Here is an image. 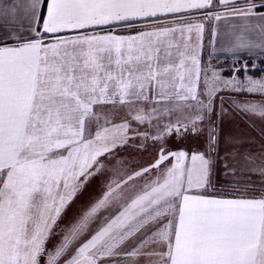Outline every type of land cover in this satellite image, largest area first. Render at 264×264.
<instances>
[{
  "label": "snow or ice",
  "instance_id": "1",
  "mask_svg": "<svg viewBox=\"0 0 264 264\" xmlns=\"http://www.w3.org/2000/svg\"><path fill=\"white\" fill-rule=\"evenodd\" d=\"M221 20L223 51L264 56V0H0V264H264V156L257 194L209 191L219 77L201 89L198 50ZM246 82L223 83L264 94ZM205 120L204 150L184 147ZM149 141V160L121 157Z\"/></svg>",
  "mask_w": 264,
  "mask_h": 264
},
{
  "label": "rangeland",
  "instance_id": "2",
  "mask_svg": "<svg viewBox=\"0 0 264 264\" xmlns=\"http://www.w3.org/2000/svg\"><path fill=\"white\" fill-rule=\"evenodd\" d=\"M264 61L263 60H227V61H211L205 62L202 71V76L200 78V86L202 89L205 77H211L212 73L218 74L219 77V90L216 92L213 98V120L218 131V144L216 145V150L211 154V158L214 161L213 165V178H212V188L209 191H214L222 195H240L241 193H254L257 194L259 188H238L230 187L225 188L224 184L228 185H248L242 180L243 170L252 169L255 164L259 163V160L264 156V141L253 140L251 146L249 145L250 154L245 151L238 150V152H230L228 148L232 142L226 141V135L230 137L232 134L239 135L240 138H245L246 135L250 133L260 132L264 136V119H261L258 115L249 114L239 111L235 106L237 104H243L245 102L261 103L264 101V94H260L258 97L254 96V92H248L246 90L240 91L236 90L239 85H229L224 86V81H231L233 77L237 80L244 82L246 85V77H252L255 80H260L264 78ZM246 64V71H245ZM240 69V71H237ZM252 103V102H251ZM152 105L148 104L147 108H151ZM177 114H172L170 116H164L163 122H168L169 120H175ZM124 112L119 108L117 109L116 116L113 117L115 123H121ZM155 123V121H153ZM133 126H137L133 122ZM201 127L203 128V135L199 138L194 136H188L186 140L182 141L184 147L187 149L197 148V150H204V141L207 137L208 132V121L205 120ZM141 130L148 128L147 123L144 125H139ZM154 132V129H149ZM237 144L238 149L246 148L247 142H233L235 146ZM246 146V147H243ZM152 146L151 141L144 149L129 148L124 152H121V157L128 159L132 166L134 167L137 163H143L151 158ZM245 157L248 158V163H245ZM227 165V167H226ZM253 172V171H252ZM255 176L260 177L258 172L252 173ZM137 184H142L143 180L139 179L136 181ZM251 184H261V182H252ZM99 192V181H94L93 186L88 192L81 198H79L74 204L69 212L67 213L65 219L61 222L65 224L72 217L79 206L86 203L90 196L97 195ZM133 259L135 264H149L147 257H137V258H120V264H133Z\"/></svg>",
  "mask_w": 264,
  "mask_h": 264
},
{
  "label": "crops",
  "instance_id": "3",
  "mask_svg": "<svg viewBox=\"0 0 264 264\" xmlns=\"http://www.w3.org/2000/svg\"><path fill=\"white\" fill-rule=\"evenodd\" d=\"M244 0H238V4L240 6L243 5ZM197 18L198 19H202V15L197 14ZM161 20H165L168 23V26H176L178 24H183V23H188L189 21H181L179 20L177 17L173 16V15H168V16H162L160 17ZM236 18L234 17H230L229 21H234ZM206 27H205V32L203 34V39L199 42L200 43V48L198 50V59H199V67H200V78L202 76V71L204 68V64L205 62H211V61H216V60H220V61H227V60H263L264 56H260V55H248L246 52H242L239 55H232L230 53H227L225 51H223L222 49V45L220 43V39L219 36H217L216 39H213L212 34H211V28L215 27L217 32L222 31L226 24L224 20H221L219 22L216 21H204ZM124 34H128V33H124ZM194 37V34H193ZM193 43H195V40L193 39L192 41ZM258 51V50H257ZM256 94H254V96L256 95V97H258V95L260 96V94H258L257 92H254ZM263 95V94H262ZM261 97V96H260ZM252 103H254L252 100H250ZM250 102V103H251ZM264 101H261V103ZM263 134V133H262ZM260 132H254V133H250L248 135H246L245 138H240L239 135L235 134L234 136L231 134L230 137L228 135H226V141L228 142H232V144H230L228 151L230 152H238V150L242 151V153H245V151L248 153L247 155L250 154V150H249V145L251 146L252 139L253 140H260V141H264V136L262 135ZM247 142L249 144H247L246 148H242V149H238L237 144H235V146L233 145V142ZM243 175H242V180L245 181L248 184H251L252 182H261V177L255 176L253 175L252 171L250 169L248 170H243ZM246 186V185H245ZM245 186L243 187L242 185H228V184H224L225 188H230V187H238V188H245ZM261 186V184H255V188H259ZM248 189H252L251 187H249ZM249 195H255L254 193H247ZM240 195H223L224 198H238Z\"/></svg>",
  "mask_w": 264,
  "mask_h": 264
}]
</instances>
